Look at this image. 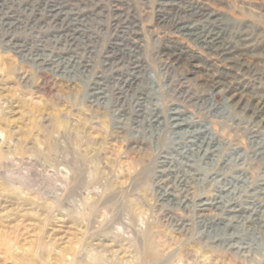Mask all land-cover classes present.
Instances as JSON below:
<instances>
[{"label":"rangeland","instance_id":"obj_1","mask_svg":"<svg viewBox=\"0 0 264 264\" xmlns=\"http://www.w3.org/2000/svg\"><path fill=\"white\" fill-rule=\"evenodd\" d=\"M0 132V264H264V0H0Z\"/></svg>","mask_w":264,"mask_h":264},{"label":"bare ground","instance_id":"obj_2","mask_svg":"<svg viewBox=\"0 0 264 264\" xmlns=\"http://www.w3.org/2000/svg\"><path fill=\"white\" fill-rule=\"evenodd\" d=\"M191 11V10H190ZM175 28L177 29V31L178 32H180L181 34H180V36H182V38H184V37H189V36H191V35H193V36H195L196 38L195 39H197V41H198V43L201 45V46H206L205 48H207L208 50H210V52H213V49H212V47L214 46V45H212L213 44V42L218 38L216 35H213L212 33H210V32H204V33H200V32H194L195 30H199L197 27H189V26H184V25H179V23H175ZM175 41H177L178 43H177V45H179V44H182V42L181 41H179V40H175ZM216 41H218V40H216ZM217 43V42H216ZM219 43V42H218ZM216 45V44H215ZM220 46H222L221 45V43H220ZM215 47V46H214ZM217 47V46H216ZM222 48V47H221ZM226 50V48H222V50L220 51V53H222V54H225L224 52H226L225 51ZM217 51V50H216ZM184 53H185V51H183L181 48H178L177 50H174V49H172V50H170V52L169 53H167L166 55L167 56H169L170 58H173V60H180V59H182L183 58V55H184ZM190 56H194V55H190ZM212 85L214 86V85H216V84H219V81L216 79V78H214L212 81ZM177 114V113H176ZM4 135V134H3ZM2 135V132H0V137H2L3 136ZM5 136V135H4ZM3 136V137H4ZM2 137V138H3ZM1 139V138H0ZM5 139V138H4ZM3 140V139H2ZM2 140H0V141H2ZM19 151V150H18ZM84 151V150H83ZM88 153L89 151H84V153ZM2 152H0V155H3V154H1ZM64 174H65V172H64ZM65 176H63V180L60 182V184H58V186H59V189H61V187H62V190H63V192H64V185H65V179H66V177L64 178ZM1 184V183H0ZM21 186V185H20ZM54 186H57V185H54ZM10 187V186H9ZM3 189V188H2ZM15 193H16V195L19 197V198H21V199H26V197H29L28 196V192H26V191H24L21 187H16V190H15ZM53 193V196H52V199L55 201V200H57V198H60V197H62L63 196V194H61V196H59V194L58 193H56V192H52ZM3 195H5V193L4 192H2L1 194H0V207H2V208H0V221H3L4 219H6V217H8L7 216V214L5 213L6 211H4L5 210V206H3V205H1V201L4 199L3 197ZM141 196V195H140ZM143 196V195H142ZM4 202V201H3ZM2 202V203H3ZM143 202V201H142ZM54 204V202H52V203H49L48 205H53ZM142 204V203H141ZM141 204H139V200H137V198L136 199H134V201L133 202H131V204L129 205L130 206V208H131V212H133V214H135L136 215V211L135 210H137V213H138V215L140 214V212H141V208L140 207H138L139 205L141 206ZM202 205V204H201ZM144 210V209H143ZM231 211V210H230ZM233 211V210H232ZM144 212V211H143ZM251 213H253L255 216H254V218H252V220H259V215L258 214H256V213H258V211H256V210H254V211H251ZM253 214H252V216H253ZM141 215V214H140ZM142 215H145V214H143L142 213ZM131 216H134V215H132L131 214ZM135 218V217H134ZM134 218H132V219H134ZM137 218V217H136ZM142 218V217H141ZM135 220V219H134ZM250 220V219H249ZM145 223V221H143V220H140L139 221V225L138 226H140V227H138V231L139 232H141L142 233V241H143V245H142V253H143V256L144 257H146V256H148V255H153V256H156V252H157V244L156 243H158V241H157V239L150 233V232H148L149 230L148 229H145L146 228V226L145 227H143L142 225ZM147 223V222H146ZM144 224V225H147V224ZM221 224L223 225V227H219V228H224V226L226 225V223H223V222H221ZM218 228V229H219ZM140 234V233H139ZM216 237H217V235H216ZM221 237V236H220ZM216 239H219V238H216ZM223 239V238H222ZM247 244H248V246L247 247H240V248H249L250 247V244L247 242ZM251 247L253 248V249H256V247L253 245V244H251ZM68 253L71 255V258L70 257H65L64 258V260L67 262V264H70V263H72V261H75L74 260V253H75V251L73 250V249H70L69 251H68ZM87 256L89 257V259L91 260L90 262H87V261H85V262H78V264H97V263H99V264H115V262L114 261H112V260H115L114 259V257L112 258V259H106L101 253H99V252H97V251H92V250H90V252L87 254ZM73 257V258H72ZM116 258V257H115ZM201 258H202V260H205L206 261V259H207V257H206V255H201ZM62 253H60L59 254V258H57V260H55L54 261V263L55 264H58V262H60V261H62ZM80 260H81V258H80ZM127 262H129V261H126V260H124V261H122V263H127ZM120 263V262H119Z\"/></svg>","mask_w":264,"mask_h":264}]
</instances>
